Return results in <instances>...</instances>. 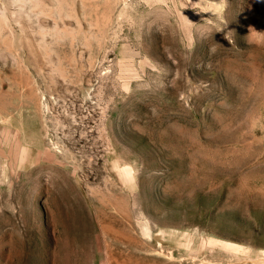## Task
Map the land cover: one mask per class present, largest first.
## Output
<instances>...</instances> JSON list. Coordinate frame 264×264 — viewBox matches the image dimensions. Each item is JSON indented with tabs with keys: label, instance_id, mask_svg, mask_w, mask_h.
<instances>
[{
	"label": "rangeland",
	"instance_id": "rangeland-1",
	"mask_svg": "<svg viewBox=\"0 0 264 264\" xmlns=\"http://www.w3.org/2000/svg\"><path fill=\"white\" fill-rule=\"evenodd\" d=\"M40 1L0 38V264H264V0Z\"/></svg>",
	"mask_w": 264,
	"mask_h": 264
},
{
	"label": "bare ground",
	"instance_id": "bare-ground-1",
	"mask_svg": "<svg viewBox=\"0 0 264 264\" xmlns=\"http://www.w3.org/2000/svg\"><path fill=\"white\" fill-rule=\"evenodd\" d=\"M119 1L121 2L123 8H126L125 7L127 5V2L125 3L126 0L125 1L119 0ZM40 2H41L40 0H0V38L4 40L7 39L5 28L9 26L11 21H14L16 23H22L26 19H29L31 14L34 15L36 18L41 19L44 22L48 17L54 18L55 11L46 10V8L43 7ZM58 6L60 8L59 12L61 14H63L66 17L70 16L71 7L70 8L66 7V5H64L62 2H58ZM120 16L121 14L119 12V14L116 17V21H118Z\"/></svg>",
	"mask_w": 264,
	"mask_h": 264
}]
</instances>
